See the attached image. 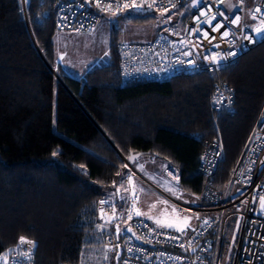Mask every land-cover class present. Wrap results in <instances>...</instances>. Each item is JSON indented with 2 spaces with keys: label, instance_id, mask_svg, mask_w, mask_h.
<instances>
[{
  "label": "trees",
  "instance_id": "obj_1",
  "mask_svg": "<svg viewBox=\"0 0 264 264\" xmlns=\"http://www.w3.org/2000/svg\"><path fill=\"white\" fill-rule=\"evenodd\" d=\"M55 6L28 0L23 12L20 0H0V251L23 235L37 242L34 264H77L94 206L129 170L130 153L178 167L181 186L196 192L200 152L218 138L213 186L226 188L264 106V40L218 75L123 83L112 30L110 63L76 78L55 60ZM218 77L234 90L233 112L211 105Z\"/></svg>",
  "mask_w": 264,
  "mask_h": 264
},
{
  "label": "built area",
  "instance_id": "obj_2",
  "mask_svg": "<svg viewBox=\"0 0 264 264\" xmlns=\"http://www.w3.org/2000/svg\"><path fill=\"white\" fill-rule=\"evenodd\" d=\"M180 1L182 0H156L154 9H167ZM229 1L232 0H223V2L203 0L184 18L182 31L172 25H167L158 30L149 40L119 41L116 50L119 56L120 81L125 83L136 80H162L174 74L196 72L218 75L221 69L234 64L242 52L252 48L260 40L250 43L244 39L245 35H252V29L244 24V3L241 4L240 0H235L231 9H226L224 5ZM109 2L110 0H100L101 7H98L96 0H56L54 30L56 32L77 31V29L78 31L93 30L98 20L97 11L99 8H107ZM135 2L141 3L142 0H135ZM20 3L24 12L27 2L20 0ZM127 3L131 5L133 0H127ZM257 7L264 10V0H259L253 13ZM208 9L211 11L209 12ZM112 10L117 9L113 6ZM201 12L206 14L200 16ZM221 12L224 16L218 15ZM213 15L216 16V19L212 21L213 25L217 23L224 25L216 32L212 31L209 24L203 22ZM237 15L241 17L239 26L230 23ZM225 16L228 20L224 19ZM257 19H264V11L257 15ZM196 28L207 32L209 37H215V39L210 41L196 32L189 35L188 30ZM224 31H229L230 35L221 38ZM197 43L200 47L193 46ZM214 45H219V47H214ZM230 52H235L236 55H227ZM184 53H190V55H184ZM217 53L227 58L217 64H212L210 60L205 59L206 56L211 57ZM234 101L235 93L232 86L218 77L212 86L211 105L216 109L233 112ZM221 155L218 138L207 140L200 152L197 164V170L202 175L203 182L199 191L196 192L186 190L181 186L178 167L168 164L164 168L166 178L193 199L191 201L190 199H178L154 186L161 195V201L167 200L171 206L178 207L180 211L193 214V224L183 233L172 228H158L154 222L132 212L129 226L134 230L135 237L125 230H121L118 237L112 226V220L111 223L105 224V221L115 211L114 202L104 209V219L100 218V213L99 219L93 221L86 231L98 232L109 254L114 253L119 247L120 264H221L228 220L234 217L238 231L229 264H264V211L261 210L259 202L260 197H264V164L261 163L264 161V106L229 173L228 184L222 191L213 186ZM124 160L130 169V174H135L126 158ZM173 176H178V184ZM99 225L105 226L100 228ZM19 237L14 244L0 253L15 249ZM27 238L35 241L37 247L35 239ZM85 246L84 242L81 245L77 264H81L82 251ZM36 247L32 250L33 258L30 262L17 259L15 264H34ZM11 257H20L19 250L9 253L10 264H13Z\"/></svg>",
  "mask_w": 264,
  "mask_h": 264
},
{
  "label": "rangeland",
  "instance_id": "obj_3",
  "mask_svg": "<svg viewBox=\"0 0 264 264\" xmlns=\"http://www.w3.org/2000/svg\"><path fill=\"white\" fill-rule=\"evenodd\" d=\"M203 0H199L201 4ZM235 0L229 1L224 6L226 9H231ZM237 1V0H236ZM259 0H243L244 3V24L251 29L253 26H258L261 19H252L253 9L258 5ZM196 7H193V0H184L182 6L178 4L175 7L164 9H152L143 13H137L129 9H120L118 14H113L114 10L106 11L99 8L97 11L98 20L93 30L90 31H61L53 35L54 56L58 61L65 74L72 77H82L87 71L96 66L108 64L111 61L110 57V36L111 31H116L118 41H145L152 38L159 29L167 25H172L179 30H183L182 21L184 17L189 15ZM117 11V10H115ZM163 13V15H162ZM136 16H148V18H134ZM170 17V19H169ZM65 86V85H64ZM54 114V111H53ZM160 171L162 169L160 168ZM146 179V178H145ZM147 180V181H146ZM146 180H139L138 188L140 190V207L143 212L152 214L155 218H160L163 222H177L183 226V221H177L175 216H161V210L167 208L168 213H171V205L160 203L161 195L155 190L154 186L166 191L169 194L179 199H191L181 190L175 187L163 174L162 179L148 177ZM172 188L175 191H168ZM154 201V203H153ZM155 204V209L150 206ZM181 216L191 217L188 221L189 225L193 224L194 216L191 212L180 211ZM235 218L228 220L226 232V242L223 247V256L221 264H229L233 250L235 247L236 235L238 228L236 227ZM116 236L117 232L115 231ZM119 247L112 253L111 263L105 264H120L119 263Z\"/></svg>",
  "mask_w": 264,
  "mask_h": 264
},
{
  "label": "snow or ice",
  "instance_id": "obj_4",
  "mask_svg": "<svg viewBox=\"0 0 264 264\" xmlns=\"http://www.w3.org/2000/svg\"><path fill=\"white\" fill-rule=\"evenodd\" d=\"M26 2H28V0H26ZM96 2H97V6L101 7L100 0H96ZM221 2H223V0H221ZM240 3L242 4L243 0H240ZM198 4H199V0H193V7H197ZM155 5H156V0H151V2H148V0H142L141 3H136L135 0H133V3L131 5H129L127 3V0H123V2H121V0H110L107 8H102V10L111 11L113 9V6H115L117 11H113L114 15L118 14V10H119L120 7L135 11L137 13H143L145 11L152 10L155 7ZM172 6L175 7V5H172ZM164 11L166 12L167 9H164ZM208 11L210 12L211 9H208ZM262 11H264V10H262L260 7H257L255 9L254 13L252 14V19L253 20L257 19V15L262 13ZM205 14H206L205 12H201L200 16H204ZM162 15H163V13H162ZM218 15L224 16V13L221 12V13H218ZM169 19H170V17H169ZM197 19L199 20V17ZM215 19H216V16L213 15V16H210L207 20L203 21L204 23L209 24V26L211 27L213 32L219 31L222 27H224V25L222 23H217V24L213 25L212 21L215 20ZM224 19L228 20V17L225 16ZM240 20H241V17L239 15H237L235 17V19H232L230 21V23L232 25L239 26ZM77 31H78V29H77ZM188 31H189V35H192L193 32H196V33H200L201 36H203L205 39H208L210 41L212 39H215V37H209V34L207 32L201 31L200 28L191 29V30H188ZM241 31H243V29H241ZM229 35H230L229 31H224L221 34V38H226ZM244 39L248 40L250 43H255L257 40H264V19H261V22H260V24L258 26H253L252 27V35H245ZM181 42L183 43V41H181ZM193 46L194 47H200V45L198 43L193 45ZM214 47H219V45H214ZM184 55H190V53H184ZM227 55L235 56L236 53L235 52H230ZM226 58H227V56L220 55L219 53H217L216 55L211 56V57H208V56L205 57V59L206 60H210V62L212 64H217L219 61L224 60ZM250 139H251V137H250ZM58 154H59V150L53 151V153H52V155L54 157L57 156ZM139 155L140 154H138V153L134 154V155H129L128 159L130 161H136L139 158ZM261 163L264 164V161H262ZM81 167L83 168V165ZM122 167L126 168L127 165H122ZM249 171H250V169H249ZM117 175H122V174L121 173H117ZM169 175H172V173H169ZM173 179L176 181L177 184L179 183L178 176H173ZM132 180H133V175L129 174L128 175L129 183H131ZM114 186H115V184H114ZM167 190L168 191H173L174 194H175V191L172 188H168ZM119 191H120V189L117 188V194L119 193ZM132 195H133L134 199H138V197H136V195H135V188L134 187H133ZM177 198L178 199L180 198L179 195H177ZM259 202H260V205H261V210L264 211V197H260V201ZM100 203H101V205H103V204L107 203V201H101ZM160 203H163L165 205H169V202L167 200L160 201ZM155 207H156L155 204L150 206L151 209H155ZM132 212H134L135 215H137V216L144 215V216H147L148 219H153L158 228H161V227L162 228H172V229H174L177 232L183 233L190 226L188 221H190L191 217L181 216L180 209L178 207H176V206H171V213L170 214L168 213L167 208L162 209L161 210V216L162 217L165 216V215L175 216L177 221H181V220L183 221V226H181L177 222H163L160 218H155V217H152V216H150V215H148L146 213H142L138 209H136L135 204H133L132 208L129 210L128 219L132 218ZM104 215L105 214L103 212V209H101V217L100 218L104 219ZM112 219H115V211H113V213L110 216V218L107 221H105V224L111 223ZM104 226L105 225H99L98 227L103 228ZM128 231H132V229L128 228ZM116 232H117V236L119 237V234L121 232V229H120L119 226L116 227ZM173 238L175 239V237H173ZM24 246H28V247H24ZM35 247H36L35 241L29 240L27 237L21 236L18 239L17 246H16L15 249H8L7 252L0 253V264H10L9 253H11L13 251H17V250H19V252H20V257H11V260H12L13 264H15V261L17 259H22L24 261H29L30 262L32 260V258H33V251L32 250ZM181 247H183V245H181ZM109 250H111V249H109ZM129 251H131V249H129ZM118 255H119V253H117V256ZM104 258L107 259L108 258L107 255H105Z\"/></svg>",
  "mask_w": 264,
  "mask_h": 264
},
{
  "label": "crops",
  "instance_id": "obj_5",
  "mask_svg": "<svg viewBox=\"0 0 264 264\" xmlns=\"http://www.w3.org/2000/svg\"><path fill=\"white\" fill-rule=\"evenodd\" d=\"M55 55V54H54ZM58 63V61H57ZM168 165L163 159L152 155H141L139 158L133 163V169L135 174L133 175V180L131 183L128 181V175L130 174V169L126 172L124 177L118 181V184H115V187L111 188L108 191L106 196L100 199L94 206L95 211L97 212L95 215V219H99V214L101 213V209H104L113 202V199L117 200V207L115 208V219H112V226H119L121 230H125V228L129 227V210L132 208L133 204H135L136 209L140 212H143L139 203H140V190L138 188L139 180H146L148 177H155L157 179H162L164 174V168ZM142 166V167H141ZM160 168L162 171H160ZM146 178V179H145ZM147 181V180H146ZM133 187L135 188V195L138 199H134L132 192ZM117 188L120 189L117 194ZM182 192V191H181ZM101 201H107V203L101 205ZM154 203V201H153ZM147 214V213H146ZM150 215V214H148ZM152 216V214L150 215ZM141 218L150 220L154 222L153 219H148L147 216L141 215ZM153 217V216H152ZM94 219V220H95ZM155 223V222H154ZM192 225V224H190ZM116 231V228L114 229ZM86 246L82 251V260L81 264H105L111 263L112 253L106 252L99 233L88 231L86 235ZM105 255H107V259H105Z\"/></svg>",
  "mask_w": 264,
  "mask_h": 264
},
{
  "label": "water",
  "instance_id": "obj_6",
  "mask_svg": "<svg viewBox=\"0 0 264 264\" xmlns=\"http://www.w3.org/2000/svg\"><path fill=\"white\" fill-rule=\"evenodd\" d=\"M48 67L51 69V71L55 74V76L59 79V81L63 84V85H65L64 84V82L60 79V77L57 75V73L55 72V68L54 67H51L49 64H48ZM140 154L139 156H141L142 155V153L141 152H136V153H130L129 155H134V154ZM129 157V156H128ZM128 157L126 158V161H127V163H128V165H130V166H132V168H133V163L135 162V161H130L129 159H128ZM128 228H131L130 226L129 227H127V228H125V231H127V232H129L133 237H135V232H134V230L132 229V231H128Z\"/></svg>",
  "mask_w": 264,
  "mask_h": 264
}]
</instances>
